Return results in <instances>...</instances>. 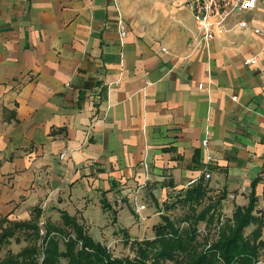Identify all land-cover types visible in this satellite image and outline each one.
Listing matches in <instances>:
<instances>
[{"label": "crops", "instance_id": "1", "mask_svg": "<svg viewBox=\"0 0 264 264\" xmlns=\"http://www.w3.org/2000/svg\"><path fill=\"white\" fill-rule=\"evenodd\" d=\"M153 3L145 26L122 0H0V222L65 212L105 245L151 240L198 182L264 202V0L204 44L183 1ZM124 189L144 211L115 206Z\"/></svg>", "mask_w": 264, "mask_h": 264}, {"label": "trees", "instance_id": "2", "mask_svg": "<svg viewBox=\"0 0 264 264\" xmlns=\"http://www.w3.org/2000/svg\"><path fill=\"white\" fill-rule=\"evenodd\" d=\"M220 199H209L202 182L179 192L166 209L185 207L187 210L180 222H186L187 226L181 227L180 222L169 215L161 216L160 222L153 226V242L125 239L133 258L112 256L107 247L94 241L85 228L65 212H61L59 226L46 223L44 236H39L38 225L32 221L1 220L0 253L9 240H19L18 231L24 235L21 239L32 245L17 254L7 252L0 264H61L62 259L66 260L65 264H258L260 250H264V222L256 207L253 187L247 204L233 207L231 217L224 222H218L217 218ZM216 222L220 224L214 238H210ZM201 223L209 229L202 239L198 237ZM250 226L254 228L246 234ZM41 251L43 259L37 263L36 255Z\"/></svg>", "mask_w": 264, "mask_h": 264}, {"label": "built area", "instance_id": "3", "mask_svg": "<svg viewBox=\"0 0 264 264\" xmlns=\"http://www.w3.org/2000/svg\"><path fill=\"white\" fill-rule=\"evenodd\" d=\"M190 9L194 23V39L197 44L211 42L218 36L226 33V23L233 16H242L249 11H252L257 6L259 0H181ZM236 26L241 30L248 28V23L244 20L237 22ZM256 35L264 34V20L260 22V27L251 28ZM121 35H125L124 31L120 30ZM165 51V49H163ZM257 64L255 57H249L244 61L245 66ZM200 89L202 85L198 86ZM236 97L233 98L235 100ZM203 147L207 146V139L201 142ZM63 157V154L62 156ZM211 157L207 155L206 162L210 161ZM145 169L146 166H145ZM209 173L204 175L208 179ZM121 197L115 201V206L120 207L124 204L123 199H129L130 206L140 213L144 211L145 206L138 203L137 190L124 189L121 192ZM39 236L45 234V221H41L38 225Z\"/></svg>", "mask_w": 264, "mask_h": 264}, {"label": "rangeland", "instance_id": "4", "mask_svg": "<svg viewBox=\"0 0 264 264\" xmlns=\"http://www.w3.org/2000/svg\"><path fill=\"white\" fill-rule=\"evenodd\" d=\"M145 1H147V2L151 1L152 4L145 5L143 3V0H122V3H123V8L127 12L128 18H131V20H133L135 23H140V24H143V25L146 26L147 21L144 19V18H146L145 17L146 14H152L153 12L155 13V15L158 14V9H156L155 4L153 3V1H158V0H145ZM185 10L188 12L187 9H185ZM214 196L216 197V195H214ZM208 197H209V199H214V198H212L213 197L212 195H208ZM218 198H215V199H218ZM204 202L207 203V200H205ZM233 204L234 203L232 201L228 202V203L224 202V203H219L218 204V210H217V218L219 219L218 222H224L225 219H228V218L231 217L232 211L234 210L233 207H236ZM256 207H257L258 211H260V213H261V215L263 217V222H264V202L256 205ZM165 210H166V214L167 215H169L170 217L174 218L175 221L177 223H179L187 209L185 207H182L181 205H179V206H175L174 208L165 209ZM46 221H47V219H46ZM49 221L51 223H56L58 220H57V217H55V218L50 217ZM139 221H141V220H139ZM218 222H216L213 225V227L211 228V231H210V233H211L210 235L211 236H210V238H214V234H215L216 228L220 224ZM4 225H6V224H4ZM180 226L181 227H186L187 224H186V222H180ZM0 228H2V225L0 226ZM253 228H254L253 226L248 227L245 230V233L248 234L251 230H253ZM134 231H135V228L132 227V230H131V233H130V239H135L134 238V236H135ZM208 231H209V229L205 228V224L201 223L199 225V233H198L199 236L198 237L200 239H202V237H204L205 233L208 232ZM151 234H152V232L150 231L148 233V235L151 236ZM124 235H125V233L123 234V232H121V234L119 236H117V234L114 235V236H116V238L114 239L115 242H108L104 246L108 248V250L110 251L111 255L114 256V257L121 258V257L129 256V257L133 258L134 254L131 251L130 246L125 241V239L127 237H125ZM262 236L264 238V228H263ZM22 237H24V235H22V232L18 231L17 234H16V238H18L19 240H17V239H16L17 241L15 239L9 240V242L6 245H4L3 248H2V252L0 253V259L7 252H10L12 254H17V252H19L24 247H26V246L30 247L32 245V243L30 241L26 242V241L22 240L21 239ZM149 238L150 237H148L147 240H146V238H144L143 241H147L149 243L153 242L152 239L154 238V235H153V238H151V240H149ZM131 242H133V241H131ZM61 248H63V246ZM42 259H43V252L41 251V252H39L36 255V259L35 260H36L37 263H40L42 261ZM65 262H66L65 259L61 260V264H65ZM263 262H264V250H260V256H259L258 264H262ZM166 264H173V263L166 262Z\"/></svg>", "mask_w": 264, "mask_h": 264}]
</instances>
